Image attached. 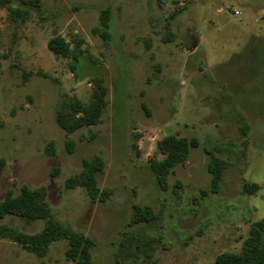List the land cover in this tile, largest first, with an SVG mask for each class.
<instances>
[{
    "label": "rangeland",
    "instance_id": "rangeland-1",
    "mask_svg": "<svg viewBox=\"0 0 264 264\" xmlns=\"http://www.w3.org/2000/svg\"><path fill=\"white\" fill-rule=\"evenodd\" d=\"M11 5L28 14L14 21L0 4V201L24 184L45 188L64 232L44 255L3 238L0 264H77L66 257L72 231L91 239L90 264H215L239 252L264 218V0ZM106 8L109 41L94 30ZM55 35L83 50L77 75L48 49ZM98 76L108 88L101 122L68 134L57 123L58 105L87 104ZM168 134L199 145L162 188L151 162L163 157L159 142ZM95 155L105 162L98 185L111 190L106 201L67 187ZM212 155L226 161L216 187ZM245 182L260 187L250 194ZM135 205L150 206L156 218L133 223ZM0 223L28 234L44 226L15 215Z\"/></svg>",
    "mask_w": 264,
    "mask_h": 264
},
{
    "label": "trees",
    "instance_id": "trees-1",
    "mask_svg": "<svg viewBox=\"0 0 264 264\" xmlns=\"http://www.w3.org/2000/svg\"><path fill=\"white\" fill-rule=\"evenodd\" d=\"M2 3L9 10L14 21L23 18L24 14H28L27 9L14 8L11 5L12 0H2ZM110 20V9L106 8L100 14V27L94 29L95 32H100L106 41H109L110 37ZM171 36L172 34L169 33L166 40H170ZM47 46L53 54L69 59L70 68L77 75V68L83 54L80 46L71 48L70 42L61 35L50 38ZM94 84L95 89L92 98L87 104L79 99L70 98L58 105L56 109L57 123L68 134L101 122L102 115L108 105V88L100 76L94 78ZM242 130L246 136L247 125ZM67 144L71 150L73 140L68 138ZM159 145L163 157L154 159L151 162V169L156 175L158 184L165 188L167 176L171 170L177 164L184 163L188 159L191 149L197 147L199 141L195 137L188 139L176 134H168L160 140ZM104 165V159L100 155L84 160L82 170L67 180V187L81 186L91 200L106 201L111 190L100 189L98 185V174L103 170ZM4 166L5 161L0 159V169ZM225 166L226 161L224 159L216 155L211 156L208 170L212 175L214 187L218 185ZM259 187L256 183L245 182L243 190L254 194ZM46 196L45 188L32 189L25 184L20 187L18 194H15L13 189H8L3 200L0 201V219L5 215H15L29 220H42L44 226L39 232L28 234L0 223V240L9 238L22 244L31 252L38 255L46 254L50 245L57 241L64 232V227L48 206ZM155 218L154 211L150 206L135 205L131 221L133 223L148 222ZM67 237L66 257L77 264H90L93 259L91 239L73 231ZM215 264H264V218L252 223L249 235L243 241L239 252L222 253L218 255Z\"/></svg>",
    "mask_w": 264,
    "mask_h": 264
},
{
    "label": "crops",
    "instance_id": "crops-1",
    "mask_svg": "<svg viewBox=\"0 0 264 264\" xmlns=\"http://www.w3.org/2000/svg\"><path fill=\"white\" fill-rule=\"evenodd\" d=\"M0 4H1L4 8H6V6L2 3V0H0Z\"/></svg>",
    "mask_w": 264,
    "mask_h": 264
}]
</instances>
